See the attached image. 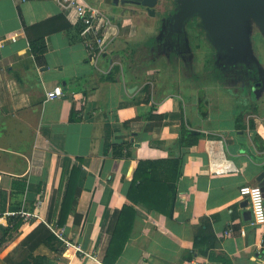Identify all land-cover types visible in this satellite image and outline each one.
<instances>
[{
    "label": "crops",
    "instance_id": "crops-1",
    "mask_svg": "<svg viewBox=\"0 0 264 264\" xmlns=\"http://www.w3.org/2000/svg\"><path fill=\"white\" fill-rule=\"evenodd\" d=\"M123 13L114 18L110 31L117 35L96 67L72 10L62 9L57 0H0V238L9 226L7 212L18 206L32 211L41 202L40 220L22 223L20 237L0 249V264H8L7 256L35 224L57 226L72 174L74 202L61 229L81 252L62 244V254L42 247L50 264H104L110 226L118 223L116 212L125 206L133 207L135 215L114 264L191 259L264 264V226L244 220L247 208L240 205L245 198L239 191L260 185L257 179L264 173V88L250 96L217 78L198 84L197 75L182 76L180 59L156 57L147 45L141 48V37L148 33L136 25L145 12ZM57 16L63 18L56 25L69 29L51 32L54 26L44 25ZM42 36L47 51L41 55L32 51L31 41ZM57 86L64 96L48 100L46 93ZM201 98L206 117L200 113ZM182 116L205 139L173 151ZM171 152L183 156V167L169 218L133 203L128 193L139 161L168 159ZM23 179L34 190L20 195L12 185ZM207 228L215 240L203 246L204 255L194 242Z\"/></svg>",
    "mask_w": 264,
    "mask_h": 264
},
{
    "label": "water",
    "instance_id": "water-1",
    "mask_svg": "<svg viewBox=\"0 0 264 264\" xmlns=\"http://www.w3.org/2000/svg\"><path fill=\"white\" fill-rule=\"evenodd\" d=\"M175 9L163 17V24L153 42V54L169 59H182L186 69H194V49L187 24L193 21L200 28L214 50L213 71L224 87L255 95L264 88V65L254 49L252 27L259 26L264 34V0H174ZM110 6L120 8L132 5L141 7L151 17H156L159 0H105ZM126 11V10H125ZM124 12V11H123ZM124 14V13H123ZM198 22L196 26V22ZM156 54H155V53ZM237 88L236 90L238 91ZM257 181L264 192V173ZM247 208L245 221H253L248 198L240 204Z\"/></svg>",
    "mask_w": 264,
    "mask_h": 264
},
{
    "label": "trees",
    "instance_id": "trees-1",
    "mask_svg": "<svg viewBox=\"0 0 264 264\" xmlns=\"http://www.w3.org/2000/svg\"><path fill=\"white\" fill-rule=\"evenodd\" d=\"M63 18L62 16L54 17L44 23V25L54 26L51 32L59 30L69 29V25H56L57 20ZM41 25V24H39ZM31 49L36 54H44L47 51L45 36H42L34 41H31ZM209 64V63H208ZM201 73V76L206 78L211 73L207 65ZM212 70V69H211ZM212 80L215 81V75H209ZM148 90V88H146ZM154 108H152L153 110ZM200 113L203 117L207 116V106L203 98L199 102ZM244 113L240 112L237 116V122L242 126ZM156 119L162 121L161 116H156ZM181 132L178 140L173 144V151L182 150L184 148H191L199 146L205 139V134L196 132L188 128L184 117H181ZM115 153L118 156H122L118 153V147H114ZM172 153V152H171ZM164 160H141L138 163L134 179L132 181L131 188L128 193V198L133 203H143L149 208L156 210L169 218L173 217L177 194H178V181L182 177L183 156H174ZM72 177L69 181V188L73 187L75 181ZM69 188L66 191L60 212L58 217L57 226L63 227L69 209L74 202L73 194L69 192ZM12 189L16 190L18 194H24L26 191H33L34 187L29 184L26 179L14 180ZM38 191V190H37ZM4 196H6L4 194ZM5 199V197H4ZM20 206L14 208L12 211L19 210ZM54 213V212H53ZM119 216L118 223L114 226H110L111 242L106 251V255L103 259L104 264H114L118 259L123 247L129 238L132 222L135 215L134 208L131 206H125L121 211L116 212ZM130 219V221H129ZM23 221L20 218H11L8 227L3 228L2 238H0V249L7 243L19 238V229ZM211 230L204 229L201 234L198 235L194 242V247L199 249L204 255H208L207 249L203 250V246L210 247L213 243H209V240L214 239L211 234ZM60 240L50 227L45 222H39L35 224L33 230L27 234L17 245V247L11 252L6 261L8 264H50L49 257L40 253V249L48 248L55 253L62 254L64 251L59 242ZM63 245V244H62ZM63 248L64 245H63Z\"/></svg>",
    "mask_w": 264,
    "mask_h": 264
},
{
    "label": "built area",
    "instance_id": "built-area-1",
    "mask_svg": "<svg viewBox=\"0 0 264 264\" xmlns=\"http://www.w3.org/2000/svg\"><path fill=\"white\" fill-rule=\"evenodd\" d=\"M16 2H25L28 0H14ZM58 4L64 10H72L75 13L78 21L82 23L81 37L83 44L89 53L90 61L97 67L98 61L108 54L109 48L112 44L111 36L112 28L114 27L111 18L101 8L92 5L87 0H57ZM118 33V31H117ZM64 96L62 87H55L53 90L46 93L48 100L62 98ZM2 173L0 172V181L2 180ZM240 195L243 198H248L250 208L253 214L252 226L261 228L264 226V192L260 185L243 186L240 188ZM41 202H37L35 208L30 211L21 208L16 211H9L5 216L9 219L20 218L24 223L40 220L39 210ZM46 224L55 233V235L63 241L67 250L73 249L76 252H81V246L74 244L67 240L64 236V229L58 228L53 223ZM245 234V231H242ZM183 264H201L196 259L186 260Z\"/></svg>",
    "mask_w": 264,
    "mask_h": 264
},
{
    "label": "rangeland",
    "instance_id": "rangeland-1",
    "mask_svg": "<svg viewBox=\"0 0 264 264\" xmlns=\"http://www.w3.org/2000/svg\"><path fill=\"white\" fill-rule=\"evenodd\" d=\"M92 5L98 6L102 10H104L107 13V15L111 18L112 22H113V20L115 21L114 18H117V15L120 14V12H121V14L123 13V11H120V8H117L113 5L111 7L110 5H107L103 2H101V0H97L96 4H92ZM175 5L176 4H175L174 0H159V3L156 7V10H157L156 17H151L149 15L147 16L146 13H143L142 17H140L137 20V23H139V24H137L136 26L141 28V30H146L145 32L148 33L147 35L141 37V39H144L141 42V44H143L141 46L142 49H145L146 45L149 47V50L154 48L153 42L159 34L158 28H161V25L164 22L163 21L164 18L162 20H160V18L167 16V14L172 12L175 8ZM131 8H134V7H131ZM135 10H141V9L135 8ZM129 12H131V11H129ZM195 22H196V26H197L198 22L197 21H195ZM193 23H194L193 21L188 23L186 30L189 32L191 44H192L194 52H195L194 53L195 54L194 69H193V66H192L191 70L186 69L187 64L182 59H180L183 62L182 68L180 70L178 67L177 68H178L179 74H182V76H184V77H187V76L188 77H190V76L195 77L197 75L198 78L196 77L197 79H195L194 81H196L198 84H202V83L206 84V82H208L211 79L209 75L221 76V74L220 73L218 74L217 72L213 71V68L215 65L214 50H213L212 45L208 42V40L206 38V34L200 28L194 27V29H191L190 26ZM251 34H252V40L254 42V49L256 50V53L261 58V60H264V34L260 31L259 26H257V25H254L252 27ZM147 43H149V44H147ZM141 56H142V53H141ZM162 56L163 55H161V54H157L156 57H162ZM180 60H178L177 62H180ZM207 65L211 66L209 68L211 73L208 74V77L204 78L201 76V73H203L204 69L206 67H208ZM241 84L235 85L234 88L235 89L239 88L238 86H240ZM62 244H63V242H62Z\"/></svg>",
    "mask_w": 264,
    "mask_h": 264
},
{
    "label": "flooded vegetation",
    "instance_id": "flooded-vegetation-1",
    "mask_svg": "<svg viewBox=\"0 0 264 264\" xmlns=\"http://www.w3.org/2000/svg\"><path fill=\"white\" fill-rule=\"evenodd\" d=\"M131 7H134V8H139V9H141L143 12H145L146 13V15L148 16L149 14L146 12V10L144 9V8H141V7H136V6H132V5H126V6H121L120 8L124 11V10H126V11H131V12H135V10H132L131 9ZM130 8V9H129ZM175 9V8H174ZM166 15V14H165ZM168 15V14H167ZM165 17V16H164ZM163 19V17H161L160 18V20H162ZM193 24H195V23H193ZM193 24H191V29H194V26H193ZM161 27H162V25H161ZM159 30H160V28H158ZM158 30V31H159Z\"/></svg>",
    "mask_w": 264,
    "mask_h": 264
}]
</instances>
